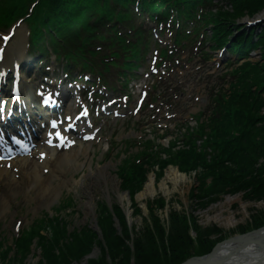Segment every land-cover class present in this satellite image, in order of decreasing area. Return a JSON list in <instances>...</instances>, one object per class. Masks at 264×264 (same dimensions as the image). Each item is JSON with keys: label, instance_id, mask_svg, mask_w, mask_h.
I'll return each instance as SVG.
<instances>
[{"label": "rangeland", "instance_id": "obj_1", "mask_svg": "<svg viewBox=\"0 0 264 264\" xmlns=\"http://www.w3.org/2000/svg\"><path fill=\"white\" fill-rule=\"evenodd\" d=\"M256 16H264V11ZM244 18L247 19L248 17ZM256 52L252 55V61L259 60L260 50H256ZM156 142L158 144V142L164 141L161 138ZM126 147H128L127 150L130 152L138 151L134 145H126ZM123 151L121 150L119 154L117 153L115 157L107 161L110 171L108 181L101 180L99 184L97 179H85L87 187L89 184V190L94 195L93 200L90 202L92 209L89 212L86 210L88 199L86 198V193L83 189L78 188V185L74 182L79 177L90 172V170L81 174L78 168L75 171L71 170L63 173L68 188H62L59 200H54L50 203L49 209L41 206L39 200L35 201L37 194L29 197V201L21 193L22 186L12 189L10 196L8 195L11 200L9 202L11 204L10 207L9 205L5 207L0 204L1 208L3 206V213L0 214V242L3 241V238L6 244H12L14 239L13 226L16 219L23 220L24 233L34 222H40L42 219L47 221L52 215H59L62 222L66 221L69 232H73V229L76 228L79 239L87 243L86 246L78 250V253L80 255L89 253L85 256L84 261L78 264H87L90 257L102 259V262L106 264H121L122 260L123 262H128L126 258L129 253L131 254L130 263L136 264L137 244L148 248L150 243L154 241L160 253L172 256L174 250L172 244L175 246L180 244L179 240L176 242L170 241L172 233L178 231L174 221L179 215H185L189 225L188 233L194 239L192 244L180 249L179 254L183 252L189 253L190 251L191 255H195L198 247L201 244L204 245L205 240L207 241L206 237L209 240H214L221 238L222 233L226 234L227 232V235H229L230 232L250 226L254 216L264 213V199L256 198L255 194H252L251 189L234 187L232 182L228 181L221 192H215V195H211L206 192L205 187L202 191H199L201 183H198L200 179L195 169L187 174L183 169L181 171L175 165L167 166L163 172L158 170V168L150 170L145 183H148L152 177L154 178L156 185L154 195L149 194L150 196L141 200L138 199L137 195L131 197L129 192L123 190L122 179L117 174L119 166L122 167L123 164L129 161L124 159L128 152L122 154ZM263 161L264 153L262 157L257 158L255 166L257 168L260 167ZM105 163L99 164L96 161L92 164V169H96L98 165H104ZM171 169L177 170L179 174H185L187 180H181L180 183L168 180L170 193L167 194L161 183L165 181L167 173ZM211 182L216 183L212 176L208 179V189ZM143 187L145 188V186ZM13 190L20 196L17 201V196L15 194L11 195ZM73 192L75 193V198L72 196ZM109 195L111 198H109ZM112 204H117L124 209L125 213L123 215L127 224L123 222L120 214H117L119 211L116 208L110 209L111 212L116 213V215H113L112 220L114 224L104 217L105 209L103 211V206L112 208ZM41 223L42 225L44 224L43 222ZM121 227L123 233L120 232ZM161 228H164L165 232L163 238L160 237ZM201 234L206 237H202ZM65 236L66 241L69 239V246H81L78 237H75V235L68 233V236L67 234ZM129 240L134 243V250L128 253ZM37 241H35V244ZM39 243L42 242L39 241L37 244ZM34 251L35 254L27 258L28 264H38L40 261L37 255L42 253V250L34 245ZM71 251H77V249H69L68 252L62 250V253L67 255Z\"/></svg>", "mask_w": 264, "mask_h": 264}, {"label": "trees", "instance_id": "obj_2", "mask_svg": "<svg viewBox=\"0 0 264 264\" xmlns=\"http://www.w3.org/2000/svg\"><path fill=\"white\" fill-rule=\"evenodd\" d=\"M243 9L244 8L238 10L236 9L235 12H233L232 14L228 12L227 15H229L231 18H235L238 15H242L245 12L252 15L260 10H264V0H250L248 2V8L245 10ZM259 46L263 49L262 62L260 65L253 67V69L248 74L247 76L248 84L255 83L258 80L264 78V36L260 37ZM245 98L246 97H243L244 100H242V105L247 106L249 108L248 105L249 100H246ZM250 111H252L251 114L256 118V120L252 124L249 134H247L245 136V139L239 143L241 146H246V147L244 148L243 151H240L239 155L230 164L219 163L218 165H215L213 167L215 169L212 168L211 171L210 170H208L207 172L206 170H204L203 172L201 171L199 174V179L201 181V186L199 188V191L200 190L202 191L205 187L206 192L208 194L215 195V192L216 193L221 192L226 182L230 181L232 182V186L239 187L241 189H251V191L253 192L252 194H255L256 198L264 199V163H261L260 164L261 166L258 168L255 166L257 158L262 157L264 153V96L260 98V101L257 102L256 106L251 108ZM191 163L192 166L189 165ZM191 163L189 162V164H187L186 162H184L183 165L184 169L188 171L195 169L196 162L191 161ZM233 166L236 169L235 168L233 169ZM146 171L147 169L139 170V172L141 173L139 179L140 182H144V180L146 179ZM210 176H212L214 181L216 182V183H212V185L209 186L211 190L208 189V179ZM135 187L137 188H134L133 186L132 188H130L132 195H134L138 191L137 190L138 185H135ZM174 225L176 226L178 231L172 233V237H170V241L176 242L177 240H179L180 244L177 246L172 244V248H174L172 252V256H170V254L160 253L154 241L150 243L148 248L142 246L141 244H137L136 264H158V263L179 264L191 256L190 251L189 253L183 252L182 254H179L180 249H183V247L187 246L188 244H192V242L194 241L193 237L190 236L188 233L189 225L185 215L177 216L176 220L174 221ZM263 225H264V213H261L260 215L258 216L256 215L252 218V222L250 226L242 227L240 230L245 232L252 228H259ZM164 233H165L164 228H161V233H160L161 238L164 237ZM202 237H206V236H202ZM206 239L207 241L206 240L204 241V245L201 244V246L198 248L197 250L198 253L209 252L211 248L214 246L213 240H209L208 237H206ZM44 248H45L44 259L49 264H57V260L54 258L55 253L54 250H52L53 248L52 245L51 247L45 245ZM129 251H131V249L128 248V253ZM130 256L131 254L129 253L128 257L126 258L128 262H123L122 260L121 264H131ZM26 258L27 257L24 256L17 264H26L25 262ZM44 259H41L39 261V264H44ZM91 264H106V263H103L101 260H97V261L95 260V262H92Z\"/></svg>", "mask_w": 264, "mask_h": 264}, {"label": "bare ground", "instance_id": "obj_3", "mask_svg": "<svg viewBox=\"0 0 264 264\" xmlns=\"http://www.w3.org/2000/svg\"><path fill=\"white\" fill-rule=\"evenodd\" d=\"M74 152L75 151L73 150L69 152L61 151L58 154H54L52 158L47 157L43 161V163L41 162L42 164L39 163L38 161H35V162L29 161V165L28 166L26 165V167H24V168H27L25 170V173L27 175L25 176L29 178V180L31 181L30 185L34 183L33 186L37 188L36 190L37 197L35 198V201L37 202L39 200V202L41 203V206H45L46 208L49 209L50 203H52L54 200L59 198L62 188L65 187V184H62L63 182L64 183L66 182L63 179V174L60 173V181L57 184L56 183L51 184L50 183L51 179L59 177V172H64V169L74 171L78 165H81L79 163L80 161L77 160L76 156L75 157L73 156ZM40 155L44 156V154L42 153H40ZM41 165H43L44 168L51 169L48 176L43 175V170L41 169ZM55 169H56V172H55ZM89 170L90 172L79 177L78 180L74 179L75 180L74 183L78 185V188H80L81 190L83 189L86 193V198H88L86 210L88 212L91 211L92 209V204H90V202L91 200H93L94 195H93V192L89 190V184L87 187V183L85 182V179L86 178L87 179L90 178V180L97 179L98 183L100 184L101 180L108 181V176L110 177L109 165L107 164V162L104 165L97 166L96 169H91V167H89ZM12 180L13 182H16V180L14 179ZM168 180H172L176 183H180L181 180H187V176L185 174L183 175L179 174V172L175 169L169 170L165 181L161 183L162 188L167 194L170 193V186L168 185L169 184ZM35 188H33L32 190L34 191ZM155 192H156V185H155L154 178L152 177L150 181L146 183L145 188L139 191V193L137 194V197L139 200L144 199V198L146 199L148 196L154 195ZM120 197L123 200V197L121 194H120ZM27 198L30 201V198L29 197ZM109 198H111L110 195H109ZM256 242L258 243L257 245L251 243L250 245L245 246L242 251L236 252L237 254L232 255L233 262L239 261L244 264H264V251H262V248H264V231L262 235L259 236ZM218 256H220V254ZM235 257H238V258L235 259ZM217 260L220 262L218 264H229V263H226V258L224 257L223 258L221 257L220 259H217ZM189 264H216V262L211 259H206V260H203L202 262L192 261Z\"/></svg>", "mask_w": 264, "mask_h": 264}, {"label": "water", "instance_id": "obj_4", "mask_svg": "<svg viewBox=\"0 0 264 264\" xmlns=\"http://www.w3.org/2000/svg\"><path fill=\"white\" fill-rule=\"evenodd\" d=\"M262 229H264V227ZM262 229L255 230L243 236H237L225 243H222L221 247H216L211 254H209L208 256L201 257L200 259H205L208 257L211 259H215V257H218V255L221 253H236L242 251L245 246L250 245L251 243H255L257 241L259 236L263 233ZM192 260L194 259H190L184 262L183 264H189V262H191Z\"/></svg>", "mask_w": 264, "mask_h": 264}, {"label": "snow or ice", "instance_id": "obj_5", "mask_svg": "<svg viewBox=\"0 0 264 264\" xmlns=\"http://www.w3.org/2000/svg\"><path fill=\"white\" fill-rule=\"evenodd\" d=\"M55 126V125H54Z\"/></svg>", "mask_w": 264, "mask_h": 264}]
</instances>
